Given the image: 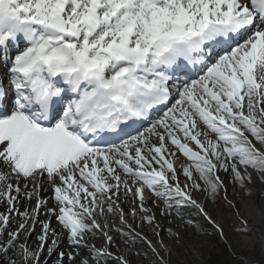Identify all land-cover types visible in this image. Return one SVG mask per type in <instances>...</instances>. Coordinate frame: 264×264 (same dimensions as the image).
<instances>
[{
    "label": "snow or ice",
    "instance_id": "1",
    "mask_svg": "<svg viewBox=\"0 0 264 264\" xmlns=\"http://www.w3.org/2000/svg\"><path fill=\"white\" fill-rule=\"evenodd\" d=\"M217 209L254 246L264 0H0V264H171Z\"/></svg>",
    "mask_w": 264,
    "mask_h": 264
},
{
    "label": "rangeland",
    "instance_id": "2",
    "mask_svg": "<svg viewBox=\"0 0 264 264\" xmlns=\"http://www.w3.org/2000/svg\"><path fill=\"white\" fill-rule=\"evenodd\" d=\"M255 199L259 203L258 192ZM217 215L218 222L225 226V238L221 239L216 234L199 236L189 230L180 245L172 246L171 264H264V254H262L260 246V235L261 232H264V228L261 226L259 216L251 225L255 230V240L254 246H250L249 242L237 237L232 231L231 225L234 222V217L222 209H217ZM194 247L199 248V255L194 252L192 255L190 252ZM122 248L129 251L126 246L122 245ZM135 251V248L131 249V252Z\"/></svg>",
    "mask_w": 264,
    "mask_h": 264
},
{
    "label": "bare ground",
    "instance_id": "3",
    "mask_svg": "<svg viewBox=\"0 0 264 264\" xmlns=\"http://www.w3.org/2000/svg\"><path fill=\"white\" fill-rule=\"evenodd\" d=\"M49 193H44L43 195L47 196ZM243 195V194H242ZM29 205L27 203H22L21 205V210H23V208L25 207H28ZM125 207V210L127 211V208H128V205H123ZM131 223V220L129 221ZM163 223V222H162ZM137 231H143L144 233L148 234L149 237H151V233L148 229L144 228V229H141V228H137ZM122 251H124L126 254H129V251L126 249V248H122L121 249ZM190 252L192 253L193 255V250H190ZM130 259L132 261V264H137V257L135 256H132L130 255Z\"/></svg>",
    "mask_w": 264,
    "mask_h": 264
}]
</instances>
